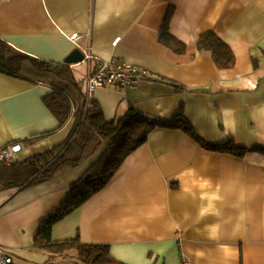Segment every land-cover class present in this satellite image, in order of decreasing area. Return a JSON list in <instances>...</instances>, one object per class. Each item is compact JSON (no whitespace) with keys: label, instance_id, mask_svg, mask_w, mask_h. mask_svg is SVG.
Segmentation results:
<instances>
[{"label":"crops","instance_id":"obj_1","mask_svg":"<svg viewBox=\"0 0 264 264\" xmlns=\"http://www.w3.org/2000/svg\"><path fill=\"white\" fill-rule=\"evenodd\" d=\"M169 17L185 54L160 42ZM208 32L232 49L231 68L197 50ZM0 38L60 64L75 49L91 54L70 65L83 84L111 57L145 68L149 75L134 89L95 92L108 122L131 108L163 121L183 111L205 141L233 139L249 150L215 152L181 130H155L104 189L53 227V240L109 246L125 264H264V153L254 151L264 149V0H0ZM50 93L0 73V149L22 143L16 163L62 145L73 130L74 121L57 130L44 103ZM109 145L44 183L0 190V248L14 264H79L73 256L51 259L34 240Z\"/></svg>","mask_w":264,"mask_h":264},{"label":"trees","instance_id":"obj_2","mask_svg":"<svg viewBox=\"0 0 264 264\" xmlns=\"http://www.w3.org/2000/svg\"><path fill=\"white\" fill-rule=\"evenodd\" d=\"M169 19L161 31L160 42L176 54H185L187 45L170 33ZM197 50L211 52L214 62L221 69L231 68L235 64L232 49L214 33L201 35ZM0 73L48 86L51 93L45 97L44 103L57 119V130L74 121L73 130L62 145L23 163L0 167V190H23L44 183L59 173L79 167L92 158L104 142H110L102 156L71 186L67 201L41 224L34 240V249L46 252L51 259L73 256L79 264H125L111 255L109 246L85 245L77 239L55 241L52 230L57 223L104 189L127 157L145 144L155 130H181L200 146L215 152L239 157L249 152L239 147L233 139L221 144L205 141L183 111L174 120L163 121L146 117L131 108L124 117L108 122L100 104L94 99L88 100L83 83L74 78L70 65L32 57L11 47L1 38ZM254 151L264 153V149Z\"/></svg>","mask_w":264,"mask_h":264},{"label":"built area","instance_id":"obj_3","mask_svg":"<svg viewBox=\"0 0 264 264\" xmlns=\"http://www.w3.org/2000/svg\"><path fill=\"white\" fill-rule=\"evenodd\" d=\"M86 59H93L89 53ZM149 72L140 66L124 63L115 57L98 61L96 68L85 79L84 87L88 100L93 99L95 92L101 88L120 86L125 89H134L146 79ZM21 143L11 144L0 149V167L11 166L16 162L18 155L23 151ZM0 264H14V257L0 248ZM182 264H189L183 261Z\"/></svg>","mask_w":264,"mask_h":264},{"label":"water","instance_id":"obj_4","mask_svg":"<svg viewBox=\"0 0 264 264\" xmlns=\"http://www.w3.org/2000/svg\"><path fill=\"white\" fill-rule=\"evenodd\" d=\"M85 61V55L79 50L75 49L68 57L65 59V64L77 65Z\"/></svg>","mask_w":264,"mask_h":264},{"label":"rangeland","instance_id":"obj_5","mask_svg":"<svg viewBox=\"0 0 264 264\" xmlns=\"http://www.w3.org/2000/svg\"><path fill=\"white\" fill-rule=\"evenodd\" d=\"M86 58V57H85ZM83 87H84V84H83ZM85 88V87H84ZM86 94V93H85ZM13 144H16V143H13ZM22 144V143H21ZM11 145V144H10ZM8 146V145H7ZM16 163V162H15ZM15 163H13V164H15Z\"/></svg>","mask_w":264,"mask_h":264}]
</instances>
